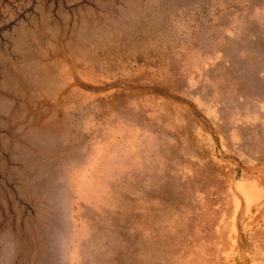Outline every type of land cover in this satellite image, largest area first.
I'll return each mask as SVG.
<instances>
[{
    "label": "rangeland",
    "instance_id": "obj_1",
    "mask_svg": "<svg viewBox=\"0 0 264 264\" xmlns=\"http://www.w3.org/2000/svg\"><path fill=\"white\" fill-rule=\"evenodd\" d=\"M0 264H264V0H0Z\"/></svg>",
    "mask_w": 264,
    "mask_h": 264
}]
</instances>
